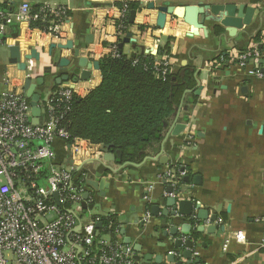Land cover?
Returning a JSON list of instances; mask_svg holds the SVG:
<instances>
[{"label":"crops","instance_id":"crops-1","mask_svg":"<svg viewBox=\"0 0 264 264\" xmlns=\"http://www.w3.org/2000/svg\"><path fill=\"white\" fill-rule=\"evenodd\" d=\"M129 1L139 2L140 8L133 24L130 13L128 31L119 40L122 55L130 60L152 55L161 61L167 46L172 73L194 72L197 86L187 92L162 143L148 149L142 162L121 163L116 157L88 164V181L104 182V187L96 191L88 184L90 198L88 208L82 207L83 216L115 218L121 226V239L133 247L141 264H147V254H152L150 264H155L162 252L177 254L173 264H264V0H0V7L9 12L27 2L32 7H64L71 14L64 25V41L39 39L34 32L26 37L25 25H12L11 35L0 49V75L22 78L19 64L11 63V49L18 47L22 61L38 56L34 80L45 79V85L37 89L42 96L64 74L79 76L82 70L75 67L76 49L90 63L109 57L118 4ZM199 2L244 5L255 13L249 26L226 14L215 17L198 36H189L190 26L173 15H166L164 27L159 26L161 8ZM89 36L91 44H87ZM252 47L263 54L258 60L263 77L248 74L255 61L247 68L238 65V55ZM101 83V70L94 69L88 81L70 82L80 98ZM20 86L24 90V83ZM180 124L183 132L174 136L172 132ZM56 146L58 157L65 158L63 144L57 142ZM186 177L190 182L184 181ZM171 180L178 184L174 186ZM171 184L181 199L207 211L208 220H200L196 211L191 217L166 219L163 211H173L167 207V198L173 197L167 194ZM155 207L157 215L152 212ZM213 216L217 221H211ZM173 227L178 228V237L165 238ZM185 228H189L187 234ZM238 233L244 235V241L236 240ZM179 239L191 240L194 247L176 249ZM186 252H192L191 260L183 257ZM164 258L163 264H170L166 255Z\"/></svg>","mask_w":264,"mask_h":264},{"label":"built area","instance_id":"built-area-1","mask_svg":"<svg viewBox=\"0 0 264 264\" xmlns=\"http://www.w3.org/2000/svg\"><path fill=\"white\" fill-rule=\"evenodd\" d=\"M67 12L64 7L48 6L34 10L27 2L14 12L0 7V49L16 24L26 26V37L34 32L39 39L64 41ZM129 15L127 5L119 8L116 33L108 49L113 59L122 56L119 40L128 31ZM261 58L262 52L252 47L239 54L237 62L247 68L255 61L248 74L263 77L258 68ZM22 63V78L0 75V264H141L133 247L121 239L118 222L98 228L100 218L83 217V196L90 177L87 166L105 153L104 146L72 138L66 128L72 104L79 97L73 84L63 83L41 95L46 116L35 125L30 99L19 89L26 80H34L35 60ZM152 68L165 79L172 73L170 56L155 60ZM57 142L66 152L61 162ZM244 239L242 233L236 234L237 241Z\"/></svg>","mask_w":264,"mask_h":264},{"label":"trees","instance_id":"trees-1","mask_svg":"<svg viewBox=\"0 0 264 264\" xmlns=\"http://www.w3.org/2000/svg\"><path fill=\"white\" fill-rule=\"evenodd\" d=\"M124 5L130 13L140 8V3L134 1L118 4L120 8ZM66 17L71 14L67 12ZM126 24L129 26V18ZM162 53L169 55V48L166 46ZM154 61L152 55L132 60L124 55L119 59H101V85L85 98L77 97L72 104L66 124L71 137L110 147V153L119 156L121 163L142 162L148 149L162 143L168 124L187 92L197 86L195 74L190 70L159 78L152 68ZM63 159L59 158L60 162ZM100 220L103 226L110 221L117 225L115 218Z\"/></svg>","mask_w":264,"mask_h":264},{"label":"water","instance_id":"water-1","mask_svg":"<svg viewBox=\"0 0 264 264\" xmlns=\"http://www.w3.org/2000/svg\"><path fill=\"white\" fill-rule=\"evenodd\" d=\"M161 13L159 16V26L164 27L166 15H173L179 19L184 20L186 24L190 26V33L189 36H198L200 33V30L204 31L205 23L211 22L215 19V17H218L220 15H225L228 18H238L241 21V24L244 26H249L252 22V18L255 13V9L248 8L244 5L237 6L234 4H206L204 2L199 3H191L189 6H179V7H163L160 9ZM136 18V11H132L130 15V23L133 24ZM92 36H89L87 38V44H91ZM70 46H72L71 43H69ZM80 49H76L75 51V58L77 60L76 68H79L82 70L79 76H77L75 73H73V76L70 77L67 74H64L61 76V78L57 79L55 86H60L63 83H69L73 82L78 83L80 80L82 81H88L91 77V71L94 70H101L100 63L94 62L90 63L87 58L80 56ZM38 56H29L26 57V60H32L37 59ZM11 63L13 64H19V67L21 70H25V64L22 63L20 50L18 47H14L11 49ZM264 63V62H263ZM45 79L44 78H38L36 80H26L24 84V91L26 92V97L30 99V105H31V112L33 117V124L37 125L40 123L41 119L46 116V110L41 107V95L38 93V88L43 87L45 85ZM187 120V119H186ZM184 130V125H178L172 132L174 136L179 135ZM103 152L105 153L104 159L108 161H112L116 159V156L110 153V147H103ZM117 158H120L117 156ZM120 162V161H119ZM186 183L190 182V178L186 177L184 179ZM198 178H195L194 182L195 184H198ZM89 186L94 188L96 191L98 189H103L104 182H94V181H88ZM179 192L175 190V187L171 184L167 188V194L172 195L175 194L174 197L167 198V207L172 208L173 211L169 212L168 210L163 211V215L166 217V219L171 216V218H175L177 216L185 218V217H191L194 215L195 211L198 213V217L200 220L206 221L208 220V212L201 210L198 206H196L195 202L191 200H185L181 199L179 197ZM102 196L104 193L101 194ZM90 198V189L87 191L83 196V203L82 207L84 209H87V201ZM89 209H93L92 207ZM154 215H157L159 213V210L157 207H155L152 210ZM163 221V224H167V220ZM211 221H217V217L213 216L211 218ZM170 225H173V220L169 222ZM102 223L98 224L97 227L101 228ZM184 234H187L189 230L184 229ZM215 228H211L210 231H214ZM172 236V238H176L179 235V230L177 227H173L170 232H166L163 236L165 238H168L169 236ZM172 241V240H171ZM185 245L187 248H193L194 244L191 240L183 242L182 240H176L175 241V248L176 249H182V246ZM165 253V252H164ZM159 254L155 257V264H163L164 263V255H166V262L173 264L176 262V255L175 253L166 252L164 254ZM183 257L186 260L192 259V252H186L183 254ZM152 254H147L144 258V262L147 264H150L152 261ZM138 259V257H136ZM142 261V260H140ZM178 264H182V262H179Z\"/></svg>","mask_w":264,"mask_h":264},{"label":"rangeland","instance_id":"rangeland-1","mask_svg":"<svg viewBox=\"0 0 264 264\" xmlns=\"http://www.w3.org/2000/svg\"><path fill=\"white\" fill-rule=\"evenodd\" d=\"M62 154L64 155V152H63ZM83 217H84V216H83ZM87 218H88V216H85V217H84V219H87Z\"/></svg>","mask_w":264,"mask_h":264}]
</instances>
